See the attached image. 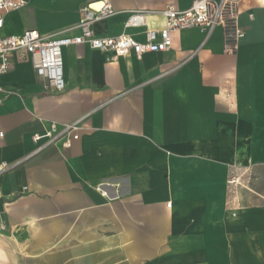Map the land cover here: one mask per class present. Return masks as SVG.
Masks as SVG:
<instances>
[{
	"label": "crops",
	"instance_id": "0c3cea01",
	"mask_svg": "<svg viewBox=\"0 0 264 264\" xmlns=\"http://www.w3.org/2000/svg\"><path fill=\"white\" fill-rule=\"evenodd\" d=\"M25 1L1 36L75 35L80 9L108 1L93 35L144 42L166 5L193 0ZM137 11L145 25L125 27ZM238 23L234 53L219 28L175 31L140 60L64 48L61 92L29 61L0 75V264H264V0H242ZM83 116L69 148L37 151L33 135Z\"/></svg>",
	"mask_w": 264,
	"mask_h": 264
},
{
	"label": "built area",
	"instance_id": "2783aa9c",
	"mask_svg": "<svg viewBox=\"0 0 264 264\" xmlns=\"http://www.w3.org/2000/svg\"><path fill=\"white\" fill-rule=\"evenodd\" d=\"M241 2L242 0H193L184 10L166 5L160 12L164 26L160 30L145 29L144 42H138L126 34L109 38L94 36L91 24L113 15L114 9L108 1L100 2L101 6L98 8L93 7L95 3L88 4L80 9L83 17L78 23V33L75 35L45 37L36 30H26L18 36L0 35V75L10 72L17 61H29L36 75L45 81L46 89L51 92H61L65 89L64 48L87 45L92 50L110 53L108 61L128 55L140 60L148 53L169 51L173 46L172 33L187 29H198L205 36L217 28L221 29L224 50L227 53H234L245 37V32L238 23ZM25 5V0H0V31L4 26L3 15ZM148 13V11L132 13L125 27L144 26V18ZM10 94V91L0 88L1 96ZM85 118L86 116H83L67 124L50 123L42 134H35L32 137L33 142L41 143L37 151L56 145L69 148L73 141L79 139ZM2 137L3 133L0 132V138ZM10 168L11 165L2 164L0 173ZM227 184L240 185V177L236 174L230 175ZM170 205L168 203L166 206L170 207Z\"/></svg>",
	"mask_w": 264,
	"mask_h": 264
},
{
	"label": "rangeland",
	"instance_id": "374dc122",
	"mask_svg": "<svg viewBox=\"0 0 264 264\" xmlns=\"http://www.w3.org/2000/svg\"><path fill=\"white\" fill-rule=\"evenodd\" d=\"M118 255V253H112V254H110V253H107V256H103L102 257V263L104 264L106 261L108 262L109 260H110V257H112V256H114V255ZM114 258V257H113ZM94 258H92V255L91 254H89V255H87V259H86V264H98V263H101V262H99V261H94L93 260ZM110 262V261H109Z\"/></svg>",
	"mask_w": 264,
	"mask_h": 264
},
{
	"label": "bare ground",
	"instance_id": "6f19581e",
	"mask_svg": "<svg viewBox=\"0 0 264 264\" xmlns=\"http://www.w3.org/2000/svg\"><path fill=\"white\" fill-rule=\"evenodd\" d=\"M100 6H101V4H96V5H94L93 7L98 8V7H100Z\"/></svg>",
	"mask_w": 264,
	"mask_h": 264
}]
</instances>
